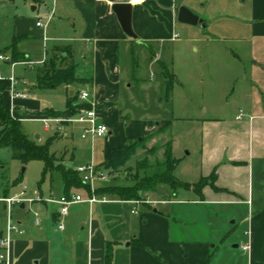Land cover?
Instances as JSON below:
<instances>
[{
  "label": "crops",
  "instance_id": "crops-1",
  "mask_svg": "<svg viewBox=\"0 0 264 264\" xmlns=\"http://www.w3.org/2000/svg\"><path fill=\"white\" fill-rule=\"evenodd\" d=\"M118 2L132 4L136 38L124 32L113 10V4ZM187 2L190 6L180 0L138 3L131 0H0L6 3L0 15L13 17V40L46 41L50 33H57L59 37L55 40L67 42L62 45H73L74 61L81 59L83 68L88 70L84 78H92V85L86 87L97 106L98 122L109 128L105 137L85 138L92 142L103 139L104 161L113 149L163 127H170L172 136L182 133L179 127L175 131L182 117L136 120L128 114L123 116L124 111L118 105L122 89L132 86L130 80L144 84L140 73L144 67L151 69L157 61L161 62L164 81L156 86L169 91L175 85L185 87L181 75L191 76L196 71L195 62L185 60L189 46H193V52L203 50L214 58L237 57L248 62L238 78L243 85L233 89L238 101L249 106L246 115L241 118H238L240 113L214 116L201 122L198 172L201 178L215 173L217 189L206 185L198 193L192 187L186 188L189 197L172 190L169 199H154L150 194L148 202L142 203L96 196L98 201L85 202L86 206L81 207L85 211L83 217L71 218L69 212L62 217L63 230L57 226L58 205L35 202L29 210L27 206L20 207L24 211L16 222L23 233L14 236L11 264H106L108 244L113 249L111 264H220L222 252L227 248L202 239L192 219L195 220L202 206L223 204L249 207L245 217L237 212V218L246 221L248 228L241 241L233 242V248L237 249L231 255L234 261L229 259V264H264V195L260 198L262 205L254 207L255 173L261 180L259 187L264 190V0H206L199 7H204L202 11L195 10L194 0ZM181 6L189 8L203 22L197 25L180 22ZM52 7L54 16L50 23L46 28L38 27L39 16ZM138 45L152 51L150 62L139 63ZM20 53L30 57L25 51ZM164 53H168L166 62L162 61ZM166 74L172 76V82ZM84 128L81 124L82 132ZM182 135L186 139L189 133ZM175 148L173 141V153ZM184 172L191 171L186 168ZM105 182H96L92 191ZM4 195L11 194L4 192ZM159 204L161 208H157ZM36 211L42 220L40 225L35 224ZM74 220L77 221L73 225ZM67 221L71 222L68 227ZM6 228L7 219L1 220L0 237ZM244 244L249 245L246 251L242 249Z\"/></svg>",
  "mask_w": 264,
  "mask_h": 264
},
{
  "label": "rangeland",
  "instance_id": "rangeland-1",
  "mask_svg": "<svg viewBox=\"0 0 264 264\" xmlns=\"http://www.w3.org/2000/svg\"><path fill=\"white\" fill-rule=\"evenodd\" d=\"M40 1V0H35ZM188 0H180L184 5L190 4ZM206 0H194L195 10L202 11L204 7L199 8ZM6 3H0V9L4 10ZM9 2L7 3L8 6ZM205 5V4H204ZM199 8V9H198ZM203 13V12H202ZM236 12H233V15ZM226 18H231L230 15H225ZM13 17H7L6 15H0V54H6L12 58L10 52L6 49L13 43L11 36L13 31ZM50 38L42 39H17V48L20 51L27 52L30 57L25 56L23 53L17 58L11 60V62L0 61V83L6 89L4 93V103L9 107L13 114L21 120L22 127L27 135L34 139L36 142L43 144L49 138H53L51 145V151L55 152L59 158L63 156L62 162L71 165L74 169L78 166L94 163L96 166H102L104 164V142L103 139L91 140L83 139L81 124H64L63 130H46V123L41 118L45 110V106L58 110L65 111L67 108V97L78 93L80 96L82 91H89L86 86L82 84H73L69 87L61 86L56 89L42 90L37 86V68H46L51 65L49 63L50 58L53 55L52 49L54 45L67 44L66 41L55 40L59 37L57 33H50ZM183 37V34H182ZM166 44V48H167ZM193 46H189V52L185 53L186 59L195 62L196 68L191 76L186 73L181 75L182 82L185 83V87L176 86L174 90H166V88H160V82L164 81L162 74V63L157 61L153 68H145L140 72L141 78L144 84L140 85L133 80L131 87H124L121 94V102L118 105L123 109V116L128 114L133 119H160L166 117L168 119L179 118L183 119L176 125L182 131L181 135L173 133L172 140L176 146L174 151V157L179 160V165L175 170V176L179 181L190 183L198 182L201 177L199 174V168L201 164V122L203 118H210L214 116L229 115L233 116L240 112L246 115L248 109L246 102H240L237 99V93L233 89L239 87L240 78L243 75V71L248 62L239 58H214L208 56L206 51L198 50L192 51ZM19 51V52H20ZM157 51V48L154 50ZM136 55L139 63L150 62L152 57V51L148 47L137 46ZM166 53V51H165ZM164 53L162 61L168 60L167 54ZM132 58V57H131ZM60 59L55 63L54 68H60L65 65H71L72 59ZM135 60H137L135 58ZM17 61V64L13 67L12 62ZM30 61L36 62L34 66L26 64ZM43 61L42 63H39ZM75 63V61L73 60ZM131 62V61H130ZM247 62V64H245ZM77 76H88V70L83 68L81 59L77 60ZM130 64V63H129ZM142 66V64H141ZM13 67V70H12ZM147 67V65H146ZM184 71V70H183ZM14 75L19 81L17 88L22 90L23 93L28 95V98L17 99L13 98L10 89L8 88L10 83L8 78ZM131 77V76H130ZM138 77V75H136ZM169 81L172 82V76L167 75ZM185 79V81H184ZM238 80V81H237ZM166 90V91H165ZM239 92V91H237ZM40 107L38 110L36 108ZM126 119V118H125ZM183 132H188L189 135L186 139L183 138ZM67 134V135H65ZM37 135L40 137L37 138ZM167 134H161L148 140L145 144V148L139 149L137 155L127 163L126 167L120 171L107 174L108 180L104 185L118 184V185H131L133 184L134 175L136 171V162L143 160L146 157V150L154 146H161L167 140ZM187 146V147H185ZM164 148H159L154 154L147 156L149 163H154L156 159H162ZM43 168L44 163L41 160H32L27 164H24L20 160L14 159L11 155V151L7 147L0 148V195L9 193L11 195L19 193L23 186H26L29 191L39 190L44 195H53L59 197L63 193V179L62 174L58 170L49 172L43 180ZM190 169V174L185 173L184 169ZM24 169V170H23ZM143 175V172H140ZM255 173V198L254 207L257 208L262 205L260 198L264 195V190L259 187L258 184L261 180ZM177 191L182 192L183 197H189L188 189L185 187L179 188ZM176 191V192H177ZM156 194H152L154 199H169L172 194V189L167 184H161ZM72 194H80L84 199L89 198V194L84 189H72ZM181 197V196H180ZM141 200L140 202H145ZM82 206H86V203L74 204L69 208L70 217H83L85 211ZM157 208H161L162 205H156ZM52 208H56L53 206ZM30 207L27 206L26 210ZM81 209V210H80ZM248 205L244 204H223L212 205L211 207H200L196 218L192 219L195 222V228L199 229V234L202 239L211 242V245H219L227 248L221 255L220 264H229V259L234 261V257L231 256L236 252L237 248H233L235 242L241 241L245 237V232L248 228L247 222L243 219L237 218V212L245 217L248 214ZM22 209L19 206H15L12 209L13 220L17 221V216L22 213ZM197 214V211H196ZM197 216H199L197 218ZM8 211L4 203L0 202V221L7 219ZM237 219V220H235ZM191 220V221H192ZM235 223L232 224V221ZM77 220L73 221L76 222ZM188 221V220H186ZM67 227L71 225V222L67 221ZM78 226V224H77ZM75 225L74 229H77ZM80 227V225H79ZM224 242L221 244V240ZM234 242V243H233ZM220 252V251H219ZM238 252V250H237ZM218 260V261H219ZM225 260V261H222ZM222 262V263H221ZM242 263V261H241Z\"/></svg>",
  "mask_w": 264,
  "mask_h": 264
},
{
  "label": "trees",
  "instance_id": "trees-1",
  "mask_svg": "<svg viewBox=\"0 0 264 264\" xmlns=\"http://www.w3.org/2000/svg\"><path fill=\"white\" fill-rule=\"evenodd\" d=\"M6 50L11 53V60L22 54L17 48L16 38H14L13 43ZM52 52L53 55L49 60L51 65L48 66V69L39 66L36 67L38 72L37 86L39 89L49 90L61 86L67 88L76 83L82 84L83 86L87 84L92 85V78L77 76V63L73 62V45H55ZM69 58L72 59L71 65H65L57 69L54 68L58 60H67ZM5 91L6 89L0 83V148H9L12 157L20 160L24 164L32 160L43 161V180L49 172L54 170L60 171L63 179L64 195L70 196L72 189L82 188L89 196H108L123 201H141L146 200L150 194L155 193L161 184L169 185L174 192L181 187H192L196 192L201 193L206 185H211L217 189L214 186L215 173L209 178H201L193 184L179 181L176 178L175 170L179 165V160L173 154V140L170 127H163L149 135L130 140L121 147L113 149L104 164L97 166L100 171H105L108 174L120 171L137 155L139 149L145 148L148 140L161 134H167L168 139L161 146H154L147 149L146 157L136 162L135 168L137 173L134 175L133 184H105L92 191L90 184L83 182L82 176L76 169L62 162L63 156L59 158L55 152L51 151L53 138H49L45 143L40 144L27 135L22 127L21 120L5 105L3 100ZM66 102L67 108L61 112L45 106V110L42 113L43 116L69 118L77 114L81 108L91 107L90 103L79 101L78 93L68 96ZM65 123L67 124V122ZM161 147L164 148L163 158L156 159L154 163H149L147 156L152 153L154 154ZM141 171L143 175H140ZM135 243L138 244V240ZM112 260L113 249L111 244H108L105 254L106 264H111Z\"/></svg>",
  "mask_w": 264,
  "mask_h": 264
},
{
  "label": "built area",
  "instance_id": "built-area-1",
  "mask_svg": "<svg viewBox=\"0 0 264 264\" xmlns=\"http://www.w3.org/2000/svg\"><path fill=\"white\" fill-rule=\"evenodd\" d=\"M55 1V0H54ZM134 2V0H131ZM142 0H139L141 2ZM54 16V7L50 8L48 12L45 15H40L36 24L38 27L46 28L48 23L52 20ZM0 61L5 62H11V57L6 54H0ZM43 61L39 62L42 63ZM16 62H12V65L14 66ZM26 64H30L34 66L36 62L30 61ZM1 80V77H0ZM9 80V89L11 91L12 97L17 99H27L28 95L23 93L22 90L17 88L18 80L15 78L14 75L10 76L8 78ZM81 102H87L91 104L90 108H81L77 114H75L72 117L64 118V117H52V116H42L41 118L46 123V129L47 130H63L65 122L67 124H74L79 123L85 125V128L82 132L81 137L83 139L85 138H98V137H105L108 134V126L104 123L98 122V112H97V106L96 104L91 101V94L89 91H82L80 96ZM243 116L242 112H240L238 118H241ZM76 170L80 173L82 176V180L86 184H90L92 190L94 189V185L96 182L100 181H107L108 176L107 174H104L102 171L98 169V167L94 163H87L80 165L76 168ZM99 198L96 197V195H92L89 198L84 199L80 194H72L70 196L67 195H61L59 197H54L53 195L45 196L41 191L34 190L29 191L26 186H23L21 191L19 193H15L13 195H0V202L5 203L8 211V217H7V228L6 232L3 236L0 237V264H11L12 263V244L14 240V236L16 234H22L23 230L18 222H15L13 220V213L12 209L15 206L24 208L26 206H31L35 202L40 203H51L58 205V215L59 219L57 222V226L60 230L64 229V222L62 221V217L69 212V207L76 203H83V202H96ZM136 203H142L140 201H133ZM145 202H148V198ZM136 213L135 211H133ZM35 213V224L40 225L41 224V218L39 212ZM243 250H248L249 245L244 244L242 246Z\"/></svg>",
  "mask_w": 264,
  "mask_h": 264
},
{
  "label": "water",
  "instance_id": "water-1",
  "mask_svg": "<svg viewBox=\"0 0 264 264\" xmlns=\"http://www.w3.org/2000/svg\"><path fill=\"white\" fill-rule=\"evenodd\" d=\"M112 8L118 17L124 32L128 36L136 38L137 35L132 27V4L130 2H118L113 4ZM33 9L35 8L33 7ZM178 20L189 25H197L203 22V20H201L198 15L194 14L189 8L185 6H181L179 8ZM39 137L40 136L37 135V138Z\"/></svg>",
  "mask_w": 264,
  "mask_h": 264
},
{
  "label": "snow or ice",
  "instance_id": "snow-or-ice-1",
  "mask_svg": "<svg viewBox=\"0 0 264 264\" xmlns=\"http://www.w3.org/2000/svg\"><path fill=\"white\" fill-rule=\"evenodd\" d=\"M134 2H137V3H138V2H139V0H134Z\"/></svg>",
  "mask_w": 264,
  "mask_h": 264
}]
</instances>
